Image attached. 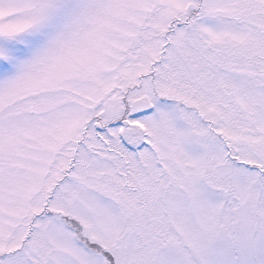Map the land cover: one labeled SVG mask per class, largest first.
<instances>
[{
	"label": "snow or ice",
	"instance_id": "obj_1",
	"mask_svg": "<svg viewBox=\"0 0 264 264\" xmlns=\"http://www.w3.org/2000/svg\"><path fill=\"white\" fill-rule=\"evenodd\" d=\"M0 264H264V0H0Z\"/></svg>",
	"mask_w": 264,
	"mask_h": 264
}]
</instances>
